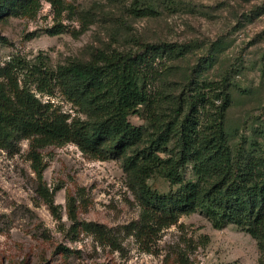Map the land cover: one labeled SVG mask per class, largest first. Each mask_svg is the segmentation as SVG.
<instances>
[{
    "label": "rangeland",
    "instance_id": "374dc122",
    "mask_svg": "<svg viewBox=\"0 0 264 264\" xmlns=\"http://www.w3.org/2000/svg\"><path fill=\"white\" fill-rule=\"evenodd\" d=\"M38 5L0 18V69L23 59L26 68L15 75L41 102L70 119L85 118L53 82L50 94L40 93L39 75L29 77L28 69L51 72L67 59H90L96 49L126 52L138 41L160 42L175 54L140 76L149 98L167 111L190 78L194 87L223 89L228 146L233 151L241 142L245 161L264 157V0H61L60 13L46 0ZM55 27L62 32L50 34ZM128 121L146 127L145 106ZM34 145L18 139L0 149V264H258L256 243L246 232L230 224L215 229L201 210L160 226L137 201L120 160L92 158L74 143ZM182 174L194 178L191 163ZM148 184L159 193L174 188L160 176ZM40 186L53 193L54 214ZM142 225L148 228L138 237Z\"/></svg>",
    "mask_w": 264,
    "mask_h": 264
},
{
    "label": "trees",
    "instance_id": "16d2710c",
    "mask_svg": "<svg viewBox=\"0 0 264 264\" xmlns=\"http://www.w3.org/2000/svg\"><path fill=\"white\" fill-rule=\"evenodd\" d=\"M46 1L54 10L61 2ZM38 2L0 0V18L36 11ZM61 32L56 27L49 31ZM137 44L136 50L126 52L96 49L90 59L70 58L51 72L27 70L29 77L39 75L40 93L50 94L53 82L84 119H70L53 104L41 102L26 84L20 85L15 70H24L25 61L13 58L0 69V149L18 139L30 140L34 146L74 143L92 158L120 160L137 201L159 217L160 226L201 210L215 229L230 224L246 232L256 243L258 264H264V157L245 161L241 142L233 151L228 146L223 120L229 99L223 89L194 87L190 78L183 91L168 101L171 110L163 111L162 104L140 87V76L157 59H169L175 51L160 42ZM204 88L210 93H203ZM140 106L147 109L146 127L128 121ZM31 160L40 177L41 162L33 150ZM188 163L191 180L182 174ZM155 176L174 188L167 193L151 189L148 181ZM39 195L54 214L53 193L40 186ZM68 214L75 219L73 200L68 202ZM83 227L98 232L88 224ZM145 228L138 229V237Z\"/></svg>",
    "mask_w": 264,
    "mask_h": 264
}]
</instances>
